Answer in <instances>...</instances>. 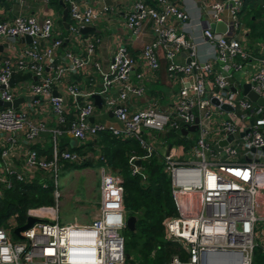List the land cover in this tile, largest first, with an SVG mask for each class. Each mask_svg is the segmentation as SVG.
<instances>
[{
  "label": "built area",
  "instance_id": "1",
  "mask_svg": "<svg viewBox=\"0 0 264 264\" xmlns=\"http://www.w3.org/2000/svg\"><path fill=\"white\" fill-rule=\"evenodd\" d=\"M63 1L70 18L65 37L56 32L52 13L42 19L21 12L0 17V38L8 45L24 35L31 36L23 47L10 50L0 61V98L12 102L22 97L24 87L32 98L24 106L21 102L0 106V131L12 136L20 133L27 143L34 142L47 129L44 120H33L29 115V106L41 98L51 105L57 122L51 128L50 156L27 147L23 168L16 169L8 161L9 148L1 150L0 188L11 187L13 178L23 180L42 173L51 180L54 202L29 208L26 218L33 215L38 219L21 229L20 236L13 231L26 218L19 223L16 214H11L7 225H0V264H130L122 234L128 214L118 172L100 165V199L90 220L59 221L62 159L74 162L82 157L75 151L60 150L58 135L67 131L82 143L102 130L135 137L145 150L141 157L161 155L163 169L171 179L176 211L162 221L164 236L177 242L180 251L166 264H254L255 249L260 246L264 252V105L243 93L242 83L249 82L250 89L264 97V38L252 50L241 41L240 13L245 0H200L209 19L202 27V37L213 48L220 63L217 68L210 60L194 56L195 44L185 28L189 13L181 0H155L154 4L124 0L126 8L121 13L125 26L138 34L150 19L154 38L143 45L139 60L119 43L105 67L96 58L100 38L82 33L80 28L101 19L111 21L119 8L106 0ZM212 22H223L225 30H216L210 26ZM183 48L190 51L184 64L174 60ZM159 49L168 60V73L180 77L176 100L165 108L130 110L124 103L126 97L144 91L143 71L135 73V82L130 72L137 63L155 70ZM248 65L252 68L244 70ZM92 69L101 77L97 90L68 81L70 74H89ZM19 71L31 72L34 79L12 84L13 74ZM236 71H242L243 76L236 78ZM60 84L66 94L56 88ZM113 85L118 87L116 93L110 91ZM93 93L101 96L121 126L90 119L96 109ZM68 96L74 102L73 111ZM70 112L73 118L64 129L61 124ZM195 118L196 128L188 130V136L181 128L194 124ZM229 135L217 149L218 141ZM165 138L170 139L169 144ZM138 158L136 154L129 156L132 172L145 177ZM40 181L43 187L48 185L45 179Z\"/></svg>",
  "mask_w": 264,
  "mask_h": 264
},
{
  "label": "crops",
  "instance_id": "2",
  "mask_svg": "<svg viewBox=\"0 0 264 264\" xmlns=\"http://www.w3.org/2000/svg\"><path fill=\"white\" fill-rule=\"evenodd\" d=\"M113 5L117 6L119 8L118 13H112L111 21L106 19H101L93 26L95 27L94 30L89 31L91 33H94L97 37L100 38V41L96 45V58L100 61L103 67L107 66L111 55L115 49V47L119 43H124L128 50L131 52V54L134 55L138 60L140 59V54L142 47L145 43H148L152 41L154 38V33L151 28V21L146 20L142 27L140 32L138 34H134L131 32L130 29H128L124 24V16L121 13V11L126 8V2L124 0H112ZM94 4H98L97 2H94ZM181 5L187 10L189 13L188 21L185 25L186 32L191 36L194 44H195V54L194 56H197L200 60H210L212 64L217 68L219 67L220 63L217 59L214 58V52L212 46L203 39L202 37V27L206 23V21L209 19L205 15V13L202 11V3L200 0H181ZM57 9L50 7L48 3H46L44 0H15L14 3L7 7L5 4H0V17H6V16H12L15 13L21 12L23 14H32L35 15L38 19H42L43 16L47 14H53L54 15V28L59 32V35L61 34V29L59 28V23L57 22V18L59 17L57 14ZM62 12V11H61ZM241 17V16H240ZM206 20V21H205ZM242 37L243 39H246L248 35V27L243 23L242 21ZM55 32V33H56ZM67 34V33H66ZM64 35V37L66 36ZM243 44H245V41H243ZM26 40H23L21 38L17 39L15 42H13L11 45H8L7 42L4 41L3 38H0V61L4 56L8 54L10 50H19L21 47H23L26 44ZM245 46L248 48V45L245 44ZM251 48V47H249ZM248 48V49H249ZM63 48L58 49V54H61ZM189 49L183 48L179 52L175 54L174 60L178 61L180 63H186L189 56ZM159 53V66L155 70H150L149 68H146L141 63H137V65L131 70L130 72V79L135 82L137 80L135 73L137 71H143V78L141 82L144 84V91L140 95H132L129 94L126 99L124 100L125 105L128 106L130 110H135L137 108L145 107V106H156L159 108H165L169 104H171L173 101L176 100V96L178 93V89L180 87L181 80L179 75L171 76L168 73L167 65L168 60L164 56L163 51L161 49L158 50ZM249 65L244 68L245 69H251ZM236 78H241L243 76L242 71H236L235 72ZM69 82H76L80 84L83 88H87L88 90H97L101 85V77L98 74L97 71L91 70L89 74H70L68 76ZM56 88L59 92L66 94L65 92V86L60 84L59 86L56 85ZM118 87L116 85H113L110 89L112 93L117 92ZM24 97V100L19 104L20 106L27 105L28 103L32 102V98L29 95V91L27 88L22 89V94L20 95ZM30 96V99H27V97ZM68 104L71 105V111L74 109V102L72 101V98L70 96L67 97ZM29 115L33 120H44L47 129L40 132L38 135V138L34 142L27 143L24 139V136L22 134H15V136H12L10 133L5 131H0V156H1V150L9 148V154H8V161L16 168V169H22L24 164V157H25V150L27 147H33L37 149L38 153L42 156H47L46 149H48L50 146L52 147V134H51V128L55 127L57 125L56 119H55V113L52 110L51 105L48 103L45 99H40L38 103H34L29 106ZM94 121H101L107 124H113L115 126H121V121L116 118V116L113 114V112L105 107L103 105L102 100L100 106L96 104V109L93 115ZM194 131V130H191ZM185 133V132H184ZM188 136H190L191 132H187ZM73 137L69 132L64 131L61 134L58 135L57 141L58 145L64 146V148H67L71 146L70 144V138ZM166 142L168 144L170 143L169 138H165ZM79 143V142H77ZM167 147V145H166ZM0 157V161H1ZM72 170L77 167H71ZM96 168H98L99 172V181L95 183V187L88 186L89 181L88 177L93 172H96ZM66 169H70L68 167L61 168V171H64ZM108 169L111 171L116 172L113 168L108 166ZM74 172L82 173L84 182L83 185L84 189L89 193L91 189L95 191L94 194V201L91 204L82 202L81 204H78V208L76 210V213L79 215H73L66 217L65 222H72V221H81L85 222L92 218L100 199L99 194V182H100V165H85L80 167L79 169H76ZM38 172L33 173L37 174ZM61 173V172H60ZM78 174V175H79ZM32 175V176H33ZM69 179H66V188L65 190L62 189V193H64V196L67 197L68 201L70 202V196L73 194L71 188L69 187L70 184ZM69 192V193H68ZM61 193V194H62ZM79 198H76L78 200ZM81 205V206H80ZM73 206V205H72ZM80 209H83L82 212H88L86 210L89 209V214L84 215V213H81ZM257 248H261L258 246ZM262 250V249H261ZM263 252V250H262ZM264 255V252H263Z\"/></svg>",
  "mask_w": 264,
  "mask_h": 264
},
{
  "label": "trees",
  "instance_id": "3",
  "mask_svg": "<svg viewBox=\"0 0 264 264\" xmlns=\"http://www.w3.org/2000/svg\"><path fill=\"white\" fill-rule=\"evenodd\" d=\"M15 0H0V4L10 7ZM154 4L155 0H145ZM50 7L57 9L60 36L68 30L61 20V0H47ZM240 15L243 23L248 27V35L253 37L262 34L264 37V0H245ZM70 20L69 15L66 16ZM66 46V45H64ZM27 79H34L31 72L19 71L13 74L11 83L16 84ZM73 118V113H66L62 128H67ZM181 139V138H178ZM184 142H189L183 139ZM68 149L77 152L82 159L69 162L62 159L63 167H82L85 165H106L118 172L123 179V202L128 215H135V229L125 227L124 250L129 257L130 264H166L174 253L180 252L177 242L164 236L163 219L176 213L171 194V179L163 169L161 155L153 153L141 157L145 150L138 140L132 136L116 135L109 130L97 132L82 143H76L67 148L60 146V150ZM47 156L51 154V146L46 149ZM140 156L139 166L145 173L132 172L129 156ZM41 179L48 182L46 187ZM51 180L42 173H37L23 180L13 178L11 187L0 188V225H7L6 219L16 214L19 223L23 222L29 208L39 205H50L54 202ZM185 258V254H181ZM254 264H264L261 248L254 251Z\"/></svg>",
  "mask_w": 264,
  "mask_h": 264
},
{
  "label": "rangeland",
  "instance_id": "4",
  "mask_svg": "<svg viewBox=\"0 0 264 264\" xmlns=\"http://www.w3.org/2000/svg\"><path fill=\"white\" fill-rule=\"evenodd\" d=\"M58 16H60L59 11H57ZM241 22L243 21V17L241 16ZM244 37H242V40L245 41V44L248 45L249 50H252L254 45L257 44L258 42L263 41V36L262 34H257L253 37L247 36L246 39H243ZM27 99H30V96L27 97ZM178 141H183V139H179ZM78 142V139L76 137H71L70 138V144L71 145H75ZM80 167L74 168L72 170V168L70 169H66L64 171H61L60 173V177H59V203H58V215H59V221L60 222H65L64 219H66V217L69 216H73V215H79L80 214L76 213V210L78 208V204H81L82 202L84 203H88L91 204L93 203L94 199V194L95 191L93 189H91V191H89V193L84 189L83 182H84V178L82 173L79 174V172H74L76 169H79ZM98 168H96L97 170ZM79 174V175H78ZM69 179V187L71 188L70 191H72V195L70 196V202L68 201L67 197L64 196V193H62V189L65 190L66 188V179ZM97 180L99 181V172L98 170L96 172H92L89 177L88 180V186H92L95 187V183L97 182ZM62 193V194H61ZM69 193V192H68ZM76 198H79L78 200H76ZM73 205V206H72ZM81 206V205H80ZM77 207V208H76ZM81 213H84V215L89 214V209L86 210L88 212H82L83 209H80Z\"/></svg>",
  "mask_w": 264,
  "mask_h": 264
},
{
  "label": "water",
  "instance_id": "5",
  "mask_svg": "<svg viewBox=\"0 0 264 264\" xmlns=\"http://www.w3.org/2000/svg\"><path fill=\"white\" fill-rule=\"evenodd\" d=\"M106 2L111 3L112 0H106ZM61 3H62L61 20L63 22L64 27L67 28L68 27V20L66 19V16L68 14V8L65 5L63 0H61ZM210 26L214 27L216 30H222V31L225 30V27H226L223 22H215V23L212 22V23H210ZM94 29H95V27L93 25H85V26L80 28L82 33H86V32L92 31ZM22 39H24L26 41H30L31 40V36L30 35H24L22 37ZM189 59H190V57H188L187 61H189ZM242 92L247 94V96L251 100L256 101L257 103L264 105V97L258 95L255 91L250 89L249 82H243L242 83ZM93 97H94L95 103L98 106H100V104H101V96L98 93H93ZM23 100H24V97H16L12 102L6 101V100H3V99L0 98V106H3V107H5V106H16L19 102H22ZM212 101L214 103H216L217 99L216 98H212ZM222 106L224 108H229V106L227 104H223ZM90 119L92 120L93 116H90ZM196 121H197V118H195V123L194 124L189 125L188 128H184V127L181 128V131L187 133L188 130H194L196 128ZM230 137L231 136L229 135L227 138L219 140L218 143L215 145V147L217 149H221L222 145L224 143H226L230 139ZM136 161H137L138 164L140 163V159L139 158ZM37 219H38V217H36V216L28 215L27 218H26V222L25 223H23V224H21L19 226H16L14 228V231H13L14 234L17 235V236H20V230L26 228L33 221H35ZM135 220H136V216L135 215H132V214L131 215H127V218H126L127 227H129V228L134 230L135 229Z\"/></svg>",
  "mask_w": 264,
  "mask_h": 264
}]
</instances>
